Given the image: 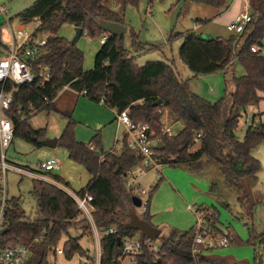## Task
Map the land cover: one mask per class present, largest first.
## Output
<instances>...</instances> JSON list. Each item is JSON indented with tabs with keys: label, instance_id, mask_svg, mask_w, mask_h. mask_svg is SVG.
<instances>
[{
	"label": "trees",
	"instance_id": "1",
	"mask_svg": "<svg viewBox=\"0 0 264 264\" xmlns=\"http://www.w3.org/2000/svg\"><path fill=\"white\" fill-rule=\"evenodd\" d=\"M119 1L126 5L136 0ZM152 1L148 0L149 3ZM190 1L199 6L219 9L225 6L227 0ZM248 10L251 21L241 34H232L226 39H205L188 31L171 37L183 38L178 56L193 77L218 73L228 76L225 82L231 83L233 90L226 87L223 97L215 103L192 93L188 81L180 79L175 68L164 61H148L138 67L123 48V36L119 38L107 34L98 27L100 20L126 27L122 15L112 10L108 0H36L16 17L23 24L38 19L40 25L37 32L49 35L44 53L36 59V64L49 66L51 80L41 82L36 79L13 91V101L7 115L12 119L14 138L20 137L37 147L42 146L45 130H33L27 123L35 113L55 111L67 120L57 144L66 151L71 161L82 165L90 177L85 188L76 196L83 197L86 193L92 196V217L101 235V264H115V259L121 253V240L125 237L147 239L127 227L129 216L134 211L131 202L133 193L123 186L128 173L137 167L141 158L127 149L125 136L119 153L115 150L102 151L97 136L87 145L76 141L71 113L54 110L55 98L65 87H69L76 93L85 92V97L91 101L99 103L102 99L104 106L116 113L127 111L133 122L147 124L154 138L158 139L155 158L160 165H183L194 172L201 169L204 161H213L225 187L236 190L239 206L248 208V214L252 217L253 204L243 184L257 182L261 165L253 158L252 151L264 143V122L249 126L242 139H238L236 130L246 108L256 105L261 100L258 94L264 92V57L250 50L264 37V0H248ZM65 24L81 28L85 37H107L95 55L93 69L84 70L83 53L58 36V31ZM141 46L137 36L131 34V47L138 50L142 49ZM235 64H239L244 71L242 76H235L234 71L229 73ZM12 88L13 84L8 83L6 90ZM157 101H161V104L154 107ZM160 110H166L173 123L182 125L176 135H162ZM195 144H198L197 150L189 152ZM51 178L68 188V183L62 178ZM159 182L150 188L149 201ZM209 192L217 194L216 184L210 185ZM31 195L36 200L41 219L24 221L19 200L11 198L12 208L5 238L15 243L30 244L42 236L41 241L32 247L30 264H48V253L62 236L68 234L69 229L84 232L90 230V226L64 190L36 181ZM80 216L84 220H78ZM141 218L150 223L148 211ZM216 224L215 217L210 227L213 232H220ZM110 228H114L115 232L108 233ZM193 237L194 230L190 228L187 231L174 230L160 238L157 264H241L213 257L209 252L193 255ZM263 237L264 234L256 233L252 227L249 243L253 249ZM78 240L68 237L64 242L67 258L83 252ZM145 258L152 260L148 253H145Z\"/></svg>",
	"mask_w": 264,
	"mask_h": 264
},
{
	"label": "rangeland",
	"instance_id": "2",
	"mask_svg": "<svg viewBox=\"0 0 264 264\" xmlns=\"http://www.w3.org/2000/svg\"><path fill=\"white\" fill-rule=\"evenodd\" d=\"M35 1L0 0V5L5 6L9 11V17L15 20L22 11L30 7ZM121 2L119 0H108V5L111 8H115L116 12L120 13L124 19L127 32L123 36L122 45L138 67L143 66L148 61H164L175 68L180 79L188 81L189 89L192 93L211 103H215L223 97L224 83L222 82L219 86H216L215 83L208 81V76L193 77L178 56V49L183 38L181 36L171 37L177 33L185 34L188 31H193L205 39L208 37L215 38L217 35L226 39L232 35L231 33L226 30L213 31V25L207 21L205 23L196 22V19H204L201 13L202 9L190 0H153L152 3H149L148 0H136L134 3L126 5ZM3 23L4 19L0 16V26ZM208 33H212V36ZM131 34L137 36V41L142 45V49L134 50L131 47ZM58 36L71 42L74 38L73 26L63 25L58 31ZM75 46L83 53L84 70L93 69L94 58L100 48V37L82 36L75 43ZM232 71H234L235 76L244 74L239 64H235L229 73L231 74ZM229 84L227 83V87ZM61 93L62 97L54 104V110L62 111L61 109H66L71 113V120L75 123L74 137L76 141L87 145L97 136L104 152L117 150L121 147L124 129L117 126L114 120L115 113L112 109L86 97L74 96L70 90L64 89ZM247 115H251L250 109H247L239 119L236 130L238 139L243 138L246 129L250 125L249 122H246ZM27 123L33 130H45V140H58L67 124V120L55 111H41L30 117ZM172 129L173 131H180L182 125L176 123ZM197 148L198 144H195L189 152H195ZM252 156L261 165V170L257 175V182L254 184L253 182L243 184L247 191L253 193V199H256V202L252 203V217L248 214V208L239 206L236 190L225 187L223 177L213 161H204L201 169L194 172L189 171L183 165L175 167L162 165L158 168V173L150 170L142 176L141 187L145 188H151L162 177H167L170 180H180L185 185L183 194L187 198H193V196L197 195L196 198L198 199V201L193 199L192 203L185 202L184 206L188 204L191 206L189 209H184L175 200V196H178V194H175L174 191H172L174 194H169L164 189L157 194V198H153L154 205L159 211L157 212L159 217L155 222L150 220V224L160 231V236L155 240V243L159 244L160 238L166 237L169 231L175 229L179 220L181 224H178V226L181 227L179 229L182 231L194 227L196 222L195 210L201 213L203 209H208L216 215V225L221 232L223 234L227 231L231 232L238 241L237 244L233 242L227 248L214 249L209 252V255L230 259L241 264H255V260L256 264H260L252 245L249 243V233L252 227L256 232L264 233V143L252 151ZM6 159L12 166L21 167L32 172H39L37 170L38 163L45 162L48 159H56L60 163L61 169L52 171L49 174L58 176L67 182V190L74 195H77L78 192L85 188L90 178L85 168L71 161L66 151L58 144L53 148L37 147L20 137H15L6 151ZM167 170H170L171 173L167 172ZM51 176L47 174L46 177H48L49 181L45 182L65 191V188L55 182ZM7 180L8 196L19 200L24 221L34 222L41 219L36 200L31 195L36 181L12 171L7 173ZM212 184H216L217 194L212 195L209 192V187ZM133 194L137 196L139 191L134 189ZM159 198L164 200V202L158 208L157 205H160ZM167 204L168 209L162 210ZM226 205L228 208L225 207ZM134 213L141 217L137 209H134ZM78 220L84 219L80 216ZM88 232V229L83 232L80 229L71 228L68 230L67 235L61 237L57 247L60 248L68 237H71L79 239V245L83 250L91 249L93 243L89 242ZM47 259L49 264H79L81 257L76 256L69 261L65 260L61 255H57L54 258L50 254Z\"/></svg>",
	"mask_w": 264,
	"mask_h": 264
},
{
	"label": "built area",
	"instance_id": "3",
	"mask_svg": "<svg viewBox=\"0 0 264 264\" xmlns=\"http://www.w3.org/2000/svg\"><path fill=\"white\" fill-rule=\"evenodd\" d=\"M9 15L8 9L0 5V16L4 19L3 25L0 26V264H30L32 247L41 241L42 236L35 238L30 244L6 240L7 232L4 233V230H7L8 216L12 208L11 198L8 196L7 173L12 171L35 181L45 182L49 181L46 178V173L59 170L61 166L56 159H48L37 164L39 172H32L21 167L12 166L6 159V151L14 139L12 119L7 115L12 105L13 91L16 87L30 84L36 79H40L41 82L51 80L49 66L36 64V59L44 53V46L49 36L47 33L37 32L40 21L35 19L29 24H23L17 19L10 18ZM250 21L251 17L248 12L241 13L226 25V31L231 34H241ZM1 30L3 31L1 32ZM106 39V36L101 37L100 43L103 44ZM259 41L261 45L258 46L255 43L250 50L264 57V37ZM8 83L13 84V88L9 91L6 90ZM82 95H85V92ZM99 103L104 105L102 99ZM159 112L161 113L162 135L167 137L176 135L178 131L172 129L176 123L170 120L166 110H160ZM115 121L118 127L124 129L127 149L141 158L137 167L128 173L123 186L125 189L131 190L132 193L134 189L139 191V195L135 196L133 194V197L138 198L140 201V206L134 207V209H137L142 217L148 211L150 187H141V178L150 170L158 173V168L162 166L159 160L155 158V149L159 141L154 138V133L147 124L133 122L127 111L115 113ZM197 138H199V135ZM90 149L92 150L93 147L90 146ZM65 191L67 190L65 189ZM67 193L74 200L90 226L87 237L89 242L93 243V247L86 250L82 249L81 254H74L67 258L64 246L58 248L56 245L51 248L48 256L52 254L56 258L57 255H61L69 261L79 256L81 257L79 264H101V235L92 217L94 211L92 196L86 193L83 197H78L68 191ZM194 213L196 222L192 227L194 230L191 250L193 255L200 252L208 253L214 249L227 248L235 242L236 237L229 231L224 234L221 231H212L210 225L214 222L216 215L213 216L211 211L202 210L201 213H198V210H195ZM114 232V228H110L108 231V233ZM121 246V253L115 259V264H157L159 261L160 246L150 239L142 240L140 237H125L121 240ZM254 251L260 259V264H264V237L258 240ZM145 253L152 257L151 261L145 258Z\"/></svg>",
	"mask_w": 264,
	"mask_h": 264
},
{
	"label": "crops",
	"instance_id": "4",
	"mask_svg": "<svg viewBox=\"0 0 264 264\" xmlns=\"http://www.w3.org/2000/svg\"><path fill=\"white\" fill-rule=\"evenodd\" d=\"M199 7H201V9H202L201 13L203 14L202 16L204 19L203 20L202 19H196V22H198V23L199 22H205V21L209 22L211 25H213V31L226 30V25L229 22H231L237 15L244 13V12H249L248 0H227L225 6L223 8H219V9L212 8V7H206V6H199ZM112 10L116 11L115 8H113V7H112ZM73 29H74V27H73ZM126 32H127V29H126ZM208 34H210V36H212L211 35L212 33H208ZM211 38H213V37H211ZM215 38H221V37L217 35V36H215ZM101 45H102V43H100V46ZM208 77H209V78H207L208 81L215 83L216 86H219L223 82L225 88L227 87V83L225 82L226 80H228L227 75L224 76L223 73H218V74H214V75H209ZM64 89L70 90L74 96L85 97V95H82L80 93H76L75 91H73L69 87H65ZM227 89L230 91L233 90V86L231 83L229 84ZM61 95H62L61 92L57 95V97L54 100L55 103L60 100V98L62 97ZM258 95L261 97V100L256 105L246 108V110L250 109V112H251V115L246 116V122H249V124H250L249 126H252V125L255 126L258 123L264 122V92H260ZM61 110L65 111L66 109H61ZM246 110H245V112H246ZM114 113H116V112H114ZM123 137H124V133H123L122 139H123ZM122 139H121V147L119 149L115 150L117 153H119L121 148H122V145H123ZM116 141L118 142L117 139H116ZM167 172L171 173L170 170H167ZM46 178H48V177H46ZM164 189H165V191H168L169 194L170 193L171 194H174V193L178 194V196H175L176 197L175 200H177V202L184 209H189L191 206V205L189 206V204L184 206L185 202L192 203L193 199L198 201V199L196 198L197 195L193 196V198H187L183 194V190H185V185L180 180H177V179H171L170 180L167 177L166 178L162 177L160 179L159 184H158V188L156 189L154 194L151 196V199H150L149 204H148V215L150 216V220L152 222H155V220H157V218L159 217V215L157 213L159 211H157L156 205H154L153 198H155V197L157 198V194L159 192L163 191ZM67 191L69 192V190H67ZM67 191H65V192H67ZM172 191H174V193ZM252 194L253 193L248 192V197H249L251 203L256 202L255 201L256 199H253L254 197ZM158 201L160 202V205H157L159 208L161 206V204H163L164 200L159 198ZM225 207H227V205ZM167 209H168V204L162 208V210H167ZM178 224H181L180 220H179ZM178 224L176 225L175 229H173L171 231H174V230L182 231L181 229H179L181 227H179ZM171 231H169V232H171ZM256 233H259V232H256ZM259 234H264V233H259ZM255 256L259 259V257L257 256L256 253H255ZM222 259H224V258H222ZM226 260H230V259H226ZM259 262H260V259H259ZM255 264H256V260H255Z\"/></svg>",
	"mask_w": 264,
	"mask_h": 264
},
{
	"label": "water",
	"instance_id": "5",
	"mask_svg": "<svg viewBox=\"0 0 264 264\" xmlns=\"http://www.w3.org/2000/svg\"><path fill=\"white\" fill-rule=\"evenodd\" d=\"M99 29L104 31L107 34L114 35L117 37H122L126 33V27L117 24V23H112V22H107L100 20L98 23ZM83 36V31L81 28H76L74 27V38L72 39L71 43L75 45V43ZM256 44L258 46L261 45L260 41H257ZM161 104V101H157L153 104L154 107L158 106ZM41 145L44 147L48 148H53L57 145V140H44L41 142ZM133 207H139L140 206V201L136 197H132L131 199ZM127 227L134 230L138 231L141 235L146 237L147 239H150L152 241H155L159 238L160 236V231L156 229L154 226H152L150 223L144 221L141 217L136 215L134 211L131 212L128 220ZM7 230H4V233H6Z\"/></svg>",
	"mask_w": 264,
	"mask_h": 264
}]
</instances>
